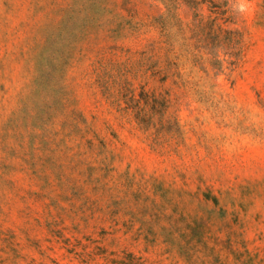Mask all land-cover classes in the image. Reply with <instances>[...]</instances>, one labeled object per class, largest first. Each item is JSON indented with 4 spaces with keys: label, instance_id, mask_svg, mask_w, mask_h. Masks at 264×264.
Segmentation results:
<instances>
[{
    "label": "rangeland",
    "instance_id": "rangeland-1",
    "mask_svg": "<svg viewBox=\"0 0 264 264\" xmlns=\"http://www.w3.org/2000/svg\"><path fill=\"white\" fill-rule=\"evenodd\" d=\"M0 264H264V0H0Z\"/></svg>",
    "mask_w": 264,
    "mask_h": 264
}]
</instances>
